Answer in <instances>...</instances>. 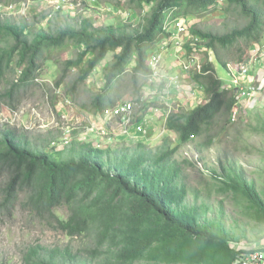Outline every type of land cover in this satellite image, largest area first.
I'll list each match as a JSON object with an SVG mask.
<instances>
[{
    "label": "trees",
    "instance_id": "16d2710c",
    "mask_svg": "<svg viewBox=\"0 0 264 264\" xmlns=\"http://www.w3.org/2000/svg\"><path fill=\"white\" fill-rule=\"evenodd\" d=\"M22 1L0 0V7ZM93 1L115 9L126 6L142 14L143 21L129 30V24L97 26L91 18L74 23L68 14L64 27L56 31L40 27L35 32L25 22H0V37L6 43L0 46V79L12 78L1 98L11 107L23 87L37 83L44 63L53 59L51 54L69 46L78 48L77 57L63 62L58 86L63 85L69 69H77L78 80L87 81L113 54L105 64L103 87L90 108L103 113L121 100L112 95L116 87H122L126 75L131 79L136 108L147 111L156 107L155 102L142 99L144 84L157 81L148 82L153 71L149 59L159 54L155 50L178 19H197L189 24L193 39L185 44L188 53L194 44L199 49L206 47L224 67L230 57L242 61L249 48L264 41V0ZM59 9L69 12L62 5ZM217 11L226 22H233L231 30L215 32L201 27L199 20ZM236 45L237 55L232 54ZM193 77L204 87L208 101L169 113L164 143L155 150L139 141L121 150L81 138L61 147L53 142L47 150L21 140L13 130L0 138V176H7L0 187V213L21 202L67 235L89 238L78 249L68 244L32 246L24 255L26 264H234L247 251L238 248L240 241L222 221H201L196 206H184L189 188L181 181L182 164L175 159L176 152L207 129L223 109L231 112L240 101L236 90L226 89L216 76L212 62ZM143 116L144 112L137 119ZM169 133L178 135V144ZM216 176V193L242 196L257 220L264 222V196L254 182L233 167ZM195 196L198 198V192ZM62 205L69 207L67 217L56 213L55 208Z\"/></svg>",
    "mask_w": 264,
    "mask_h": 264
},
{
    "label": "rangeland",
    "instance_id": "374dc122",
    "mask_svg": "<svg viewBox=\"0 0 264 264\" xmlns=\"http://www.w3.org/2000/svg\"><path fill=\"white\" fill-rule=\"evenodd\" d=\"M61 5L69 12L59 9ZM68 14L73 17L71 21L74 23L82 18H91L97 26L110 23L129 24V30L139 27L143 21L142 14L129 11L126 6L112 8L103 1L99 3L93 0H24L18 4H5L0 7V22H25L33 32L38 31L40 27L56 31L66 25ZM199 21L202 28L215 32L228 31L233 27V22H226L220 11L208 14ZM5 44L4 39L0 37V46ZM246 46V43L242 42L241 47L245 49ZM238 48L239 45H236L232 54L237 55ZM248 50L239 62L229 56V63L237 65L246 60H251L253 64L260 62L261 72L264 73V41ZM77 53L76 46L54 51L51 54L52 61L44 63L37 83L20 90L14 107H11L8 100L1 98L10 87L12 78L8 76L0 79V138L9 130H13L21 140L37 148L47 149L53 142H60L65 130L70 126L72 139H78L85 131L91 129L90 108L94 96L103 87L105 64L106 61L112 60L113 54L108 55L106 61L98 66L87 81H79L78 70L69 69L63 85L58 86L56 82L63 76L61 71L63 62L69 58H76ZM217 68L219 75L228 84H232L229 66L226 68L217 62ZM258 76L260 83L254 81L247 84V87H252L251 92H254V95L251 98L248 96L249 99H246L243 105L238 104L236 107L239 111L238 118L235 121L231 120L232 111L223 109L207 129L182 145L174 156L182 164L181 181L189 188L184 206L188 208L196 206L201 221L212 219L222 221L240 244H248L247 240L263 235L264 222L257 220L254 210L242 196L220 195L214 191V184L218 183L216 175L223 176L226 168L233 167L243 173L248 181L254 182L264 196V75ZM130 80V76L126 75L121 80L122 87H116L112 96L121 97L119 102L132 100ZM199 100L189 105H181L179 110H190L202 103L205 98ZM172 112H177V104ZM112 121L115 123L114 119ZM157 122L156 125L144 122L145 131L135 137L120 134L107 145L122 150L126 146L134 147L131 143L139 141L155 150L164 143L163 137L168 132L165 117L158 115ZM169 135L174 144H178L176 142L178 135L176 133ZM87 140L97 143L96 139L88 137ZM103 141L100 143L106 147ZM6 180L7 176H0V187ZM197 192L198 198L195 196ZM204 203L207 205L206 208ZM55 209L56 213L63 217L70 213L67 205ZM52 222L42 219L21 202L12 210L0 213V264H26L23 258L32 246L51 247L68 244L74 249L86 246L89 238L67 235Z\"/></svg>",
    "mask_w": 264,
    "mask_h": 264
},
{
    "label": "crops",
    "instance_id": "0c3cea01",
    "mask_svg": "<svg viewBox=\"0 0 264 264\" xmlns=\"http://www.w3.org/2000/svg\"><path fill=\"white\" fill-rule=\"evenodd\" d=\"M195 19V18H194ZM188 25L194 23L195 21L191 19H187ZM200 22V21H199ZM176 29L173 28L171 34L165 36L166 39L161 41V44L158 49L155 51H159L162 55V60L160 63V77L157 79L155 84H144V95L142 99L145 100L146 103L155 102L156 107H150L147 111H141L140 108H135L134 110V118L129 123L128 127L123 124V121L120 118H114L115 123H113V119H107L104 117L103 113H94L90 114V125L88 131H85L84 134L79 137L81 139H96V144L101 145L104 139V144L107 145L108 142H112V140L116 137L121 136H131L135 137L137 134L145 131L144 122H148L149 125H156L158 115L167 118L168 116V106H176L177 111L179 110V106L181 105H189L196 100H202L206 95L205 89L198 81H196L193 77L194 72H200L199 66L206 64L207 62H212L214 65V69L216 72V76L222 79L224 84H228L225 79L219 75L217 68V60L215 58L214 52L212 50H207L206 47L200 49L198 51V60L199 65H193L191 69L186 70L184 68V61H187L188 53L185 44L187 41L179 43L180 40H186L187 36L179 35L180 38L177 40L176 38ZM187 45V44H186ZM192 50V49H191ZM260 59V58H259ZM260 62H255L254 64L251 62L250 72L247 76H242V80L246 83V85L258 81H260V75H264L261 72ZM228 68V67H226ZM231 74V82L233 80L234 71L228 69ZM262 80V79H261ZM236 87V85H234ZM251 98V96L249 97ZM247 98V99H249ZM199 100V101H200ZM246 98H242L239 103L243 105V102ZM144 112V116L142 119H137ZM146 119H149L146 121ZM143 125V130L138 131V125ZM127 127V128H125ZM104 129L105 133H102L101 130ZM121 132V133H120ZM108 139V140H107ZM134 141V139H133ZM103 145V144H102ZM258 240H253V243L245 244L242 243L238 245V248H244L246 250L249 249H262L264 248V234ZM255 241V242H254Z\"/></svg>",
    "mask_w": 264,
    "mask_h": 264
},
{
    "label": "built area",
    "instance_id": "2783aa9c",
    "mask_svg": "<svg viewBox=\"0 0 264 264\" xmlns=\"http://www.w3.org/2000/svg\"><path fill=\"white\" fill-rule=\"evenodd\" d=\"M174 28H176V38L179 40V35H185L187 36L186 40H180L179 43H182L185 41H188L189 39H193V35L189 31V25L188 22L185 19H178L174 23ZM179 37V38H178ZM195 39V37H194ZM195 41H198L196 38ZM200 49L198 46L194 44V47L191 50V53L188 57L187 61H184V68L186 70H189L192 68V66L199 65L198 60V51ZM161 60V54H155L149 59V64L153 68V74L150 78V81L155 80L158 76H160V64ZM251 61V60H250ZM246 60L244 62H241L237 65L229 63L228 66L231 70L234 71L232 84H227L225 86L226 89L233 88V85H237V91L240 97L242 98H248V96H253L254 92H251L252 87H247L246 83L242 80V76H247L250 72V66L251 62ZM201 67V66H199ZM174 106H168V113H171ZM134 109H135V103L132 101H124L121 103H118L115 106L108 107L104 110L103 115L107 119H114V118H120L123 121V124L128 127L129 123L134 118ZM238 108H234L231 113V120L235 121L238 118ZM125 127V128H127ZM137 129L139 131L143 130L142 125H138ZM102 133H105V130H101ZM72 140V127L70 126L65 130L64 136L61 138L60 142L64 145L70 144ZM55 143V142H54ZM234 264H264V248L262 249H250L246 252H243L240 254L238 259L234 262Z\"/></svg>",
    "mask_w": 264,
    "mask_h": 264
},
{
    "label": "clouds",
    "instance_id": "9594fccd",
    "mask_svg": "<svg viewBox=\"0 0 264 264\" xmlns=\"http://www.w3.org/2000/svg\"><path fill=\"white\" fill-rule=\"evenodd\" d=\"M176 21H177V20H176ZM171 28H174V24L171 26ZM175 29H176V28H175ZM160 54H161V53H160ZM189 55H190V54H189ZM189 55H188V57H189ZM188 57H187V58H188ZM161 58H162V55H161ZM161 60H162V59H161ZM161 60H160V63H161ZM186 60H188V59H186ZM245 60H246V59H245ZM228 64H229V62H228ZM194 65H195V64H194ZM159 68H160V64H159ZM201 69H202V66L199 68V70H201ZM228 69H230V68H228ZM230 70H231V69H230ZM152 74H153V71H152ZM152 74H151V76H152ZM160 74H161V73H160ZM151 76H149V79H148L149 82H151V81H150ZM155 79H158V77L155 78ZM226 85H227V84H224V87H225ZM230 89H235L236 92L238 93V91H237V85H236V87L233 85V88H230ZM205 92H206V91H205ZM204 98H205V100L203 101V103L208 101V97H207V95H205ZM241 99H242V97H240V100H241ZM124 101H132V102H134L133 100H123V101H121V102H124ZM121 102H118V103H121ZM118 103H117V104H118ZM134 103H135V102H134ZM117 104H115V105H117ZM238 104H239V103H238ZM238 104H237L234 108H236V107L238 106ZM115 105H114V106H115ZM109 107H112V106H109ZM135 108H136V103H135ZM234 108H233V109H234ZM233 109H232V110H233ZM103 112H104V111H103ZM231 113H232V112H231ZM168 115H169V113H168ZM141 125H142V124H141ZM142 126H143V125H142ZM138 131H139V130H138ZM140 132H141V131H140Z\"/></svg>",
    "mask_w": 264,
    "mask_h": 264
}]
</instances>
